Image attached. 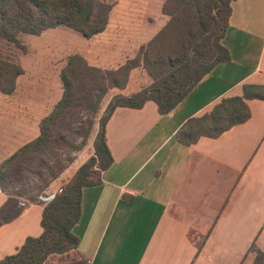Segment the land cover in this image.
<instances>
[{
	"label": "crops",
	"instance_id": "1",
	"mask_svg": "<svg viewBox=\"0 0 264 264\" xmlns=\"http://www.w3.org/2000/svg\"><path fill=\"white\" fill-rule=\"evenodd\" d=\"M138 3L146 17H162L158 27L165 23L163 0ZM112 8L118 10L120 3ZM121 14H108L107 26ZM45 30L37 36L57 29ZM121 34L119 28L88 38L67 32L58 45L25 47L14 89L0 91V163L39 135L40 121L61 98L60 67L50 66V52L68 57L74 39L71 51L84 53L92 38L104 36L124 47ZM144 35L138 45L153 32ZM222 44L230 60L217 63L168 113L160 114L153 100L140 108L113 109L105 124L113 160L100 172L99 183L82 188L80 217L72 228L78 243L49 254L42 264H251L252 246L264 254V100L244 98L247 119L215 137L201 135L189 144L177 137L189 119L208 113L222 98L242 95L243 84H264V0L231 2ZM93 45L94 51L101 49ZM106 60L103 54L93 56L96 65ZM41 62L49 69L40 68ZM141 87L126 85L114 95ZM8 196L0 188V207ZM43 206L25 202L0 224V259L14 253L25 237L42 232Z\"/></svg>",
	"mask_w": 264,
	"mask_h": 264
},
{
	"label": "trees",
	"instance_id": "2",
	"mask_svg": "<svg viewBox=\"0 0 264 264\" xmlns=\"http://www.w3.org/2000/svg\"><path fill=\"white\" fill-rule=\"evenodd\" d=\"M232 1L163 0L162 13L168 20L146 44L143 54V65L153 81L135 92L116 94L111 98L98 121L94 153L77 167L62 191L44 204L40 218L42 232L38 236L25 237L14 253L0 259V264H42L49 254L76 247L78 238L72 228L80 217L82 188L99 183L100 172L113 160L105 139V124L113 109L116 106L140 108L145 101L153 100L160 114L168 113L217 63L229 61L230 54L222 44V38ZM110 8V3L105 0H0V36L14 40L18 32L38 34L43 29L64 25L88 38L105 28ZM77 60H82L77 53L68 57V70L74 72L73 65ZM22 72L19 64L0 56V91L10 93L16 77ZM60 77L61 98L54 110L40 121L39 135L0 163L2 190L5 191V171L9 164L21 153L38 149L46 142L55 109L68 100L69 83L63 72ZM244 98L264 100V84L245 83L242 95L222 98L208 113L189 119L177 132L178 140L189 144L201 135L215 137L231 125L243 122L249 116ZM227 117L231 119L226 120ZM11 197L9 195L0 207V224L19 212V208L11 204L14 201ZM251 250L256 254L251 264H264L263 252L253 246Z\"/></svg>",
	"mask_w": 264,
	"mask_h": 264
},
{
	"label": "rangeland",
	"instance_id": "3",
	"mask_svg": "<svg viewBox=\"0 0 264 264\" xmlns=\"http://www.w3.org/2000/svg\"><path fill=\"white\" fill-rule=\"evenodd\" d=\"M105 1L110 3L112 7L115 3H120L118 10L111 7L108 14L111 13V16L118 14V12L122 14L113 20L110 26L106 24L105 28L107 31H111V34L115 28L122 30L121 37L127 40V44L124 47H117L113 41L114 37L110 36H104L103 39L92 38L91 44L87 48L84 47L86 54H79L82 60H77L74 63V72L68 70L66 65L68 57L76 53L71 51L72 43H75L72 42L74 39L69 40L70 52L68 57L64 58L63 56L60 59L59 52H50L49 64L52 68L60 67V73L65 74L69 83L70 94L65 104L55 109L54 122L50 127L46 142L38 149L21 153L5 171L7 178L4 189L6 194L11 195V198L14 199L11 204L16 208L23 206L19 204L20 201L33 202L40 193H60L71 181L77 163L94 153L93 143L98 131V121L104 115L107 104L114 96L117 88L126 85L129 88L144 87L149 86L153 81V77L143 65V54L146 44L167 22L168 16L166 15L165 23L158 27L162 23V17L160 15L155 18L146 17L141 10V4L138 3L139 0ZM53 28L57 30L44 32L43 36L37 35H40L45 29L38 34L18 32L14 40H7L0 36V56L19 64L17 60L28 45L36 46L41 42L58 45L66 37L67 32L81 34L64 25ZM130 29L140 34H128L127 31ZM145 30L149 33L153 32V35L143 44L138 45L137 41L146 38ZM141 33L143 34L141 35ZM70 38L71 36H68V39ZM129 41L131 44H128ZM93 42L97 46L101 45V49L97 48V51H94ZM101 54L107 60L104 65H96L93 56L98 59ZM110 57L113 61L110 60ZM49 64L41 62L39 67L49 69ZM128 65H131L129 69L127 68ZM49 73L52 77L51 70ZM230 119L231 117L226 118V120Z\"/></svg>",
	"mask_w": 264,
	"mask_h": 264
},
{
	"label": "built area",
	"instance_id": "4",
	"mask_svg": "<svg viewBox=\"0 0 264 264\" xmlns=\"http://www.w3.org/2000/svg\"><path fill=\"white\" fill-rule=\"evenodd\" d=\"M55 192H45V193H40L36 196L35 200L33 202H38L42 204H46L50 200H52L55 197ZM20 205H24L25 201H20Z\"/></svg>",
	"mask_w": 264,
	"mask_h": 264
}]
</instances>
